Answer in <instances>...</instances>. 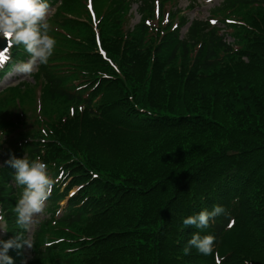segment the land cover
Returning <instances> with one entry per match:
<instances>
[{
  "label": "trees",
  "instance_id": "obj_1",
  "mask_svg": "<svg viewBox=\"0 0 264 264\" xmlns=\"http://www.w3.org/2000/svg\"><path fill=\"white\" fill-rule=\"evenodd\" d=\"M96 1L110 3L98 32L85 7L87 21L69 18L80 0H49L48 22L68 37L53 31L67 46L34 77L39 116L24 110L30 85L0 95L3 240L29 239L15 223L23 186L9 154L38 156L52 180L49 217L29 252L8 250L12 264H264V0L212 9L233 46L210 21L183 37L187 17L161 20L171 0ZM133 4L141 22L129 29ZM10 55L6 71L28 58L22 45ZM214 204L227 215L202 230L182 224ZM194 232L216 237L213 254L183 253Z\"/></svg>",
  "mask_w": 264,
  "mask_h": 264
},
{
  "label": "clouds",
  "instance_id": "obj_2",
  "mask_svg": "<svg viewBox=\"0 0 264 264\" xmlns=\"http://www.w3.org/2000/svg\"><path fill=\"white\" fill-rule=\"evenodd\" d=\"M49 0H0V38L7 41L8 47L13 44L22 45L28 54L26 61L15 65V71L29 74L36 65H45L52 55L56 40L49 35L47 15L49 13ZM7 48L0 51V66L8 59L5 56ZM5 132L0 130V144H3ZM15 172L13 180L17 186H23L19 199L13 211L15 223L19 229L27 231L35 214L42 212L45 202L51 194L52 180L47 175L48 165L38 156L29 158H16L9 154V159L4 161ZM227 215L223 205L214 204L210 210L202 209L198 213L182 219L184 226H193L196 229H205L209 221L217 216ZM4 222V213L0 211V223ZM234 223L230 220L228 227ZM213 234L199 235L192 233L187 240L183 253L187 255L190 249L195 248L203 255L213 254ZM31 247L30 242L19 234L15 238L0 240V264H12V258L7 255L10 248L19 249L23 246Z\"/></svg>",
  "mask_w": 264,
  "mask_h": 264
},
{
  "label": "rangeland",
  "instance_id": "obj_3",
  "mask_svg": "<svg viewBox=\"0 0 264 264\" xmlns=\"http://www.w3.org/2000/svg\"><path fill=\"white\" fill-rule=\"evenodd\" d=\"M218 3H219V0H177V1L171 0L170 2L166 3L164 12L160 13L161 20L170 21L172 12L178 11L181 13H185V15L188 17L190 21H196V20L207 21L210 19L211 9L217 6ZM57 5L54 8L49 9V13L47 15V21L57 16L55 14L57 10L56 8ZM109 5H110L109 2H106V4L104 3L103 5H100V4H97V1L95 2V0H80V3L75 5L73 11L67 14H71L73 16V17H69L70 19L75 17V18L80 19V21H82V19L87 21L88 18L85 14L86 13L85 8L87 9L88 13L91 9V12H94V14L98 17L101 13L109 9ZM190 5H193L194 8L191 9L189 7ZM137 10H138V5L134 4L133 6H131V9L128 15L129 17L127 19L128 21L127 26L129 27V29H133L136 25H138L140 21V16L138 15ZM60 16L62 15L60 14ZM177 16H180V15H177ZM154 22L156 23L157 19H154ZM48 24H49V35H51L56 40V45L51 55V56H54L56 52L61 51L62 49L61 47L67 46V43L62 42L61 37L55 35L53 31H56L62 34L63 36L68 37V35L66 31L59 29L57 25H55L54 23L48 22ZM70 33L72 37H74L75 34H77L78 36V33L73 34L71 31ZM182 34H185V29L182 31ZM5 56H7L6 53H5ZM37 68H38V65H36L33 68V71L31 73L21 74V73L16 72L15 67H14L13 72L10 74V76L5 77V79L2 82H0V95L1 96L6 94L11 87H15L20 83H26L27 85H30L32 87L31 88L30 86H28L31 91V99L33 101L26 100L25 101L26 105H24V110L28 118H35V116H39L38 110L42 109V107L39 105V99H38L40 96L38 92V85L34 81V77L37 74L36 73ZM9 111L11 112L12 116H14L15 112H18V113L20 112V110L17 109V106H10ZM2 116L5 118L6 114H2ZM32 122H33V119L30 120L29 124H31ZM30 128H33V126L30 125ZM45 218L46 216L43 213V210L42 212L34 215L33 221L29 227L30 235L34 232V230L36 229V226ZM4 226H5L4 223H0V240L4 236Z\"/></svg>",
  "mask_w": 264,
  "mask_h": 264
},
{
  "label": "water",
  "instance_id": "obj_4",
  "mask_svg": "<svg viewBox=\"0 0 264 264\" xmlns=\"http://www.w3.org/2000/svg\"><path fill=\"white\" fill-rule=\"evenodd\" d=\"M8 45H7V41L3 42V43H0V49L4 50L5 48H7Z\"/></svg>",
  "mask_w": 264,
  "mask_h": 264
},
{
  "label": "snow or ice",
  "instance_id": "obj_5",
  "mask_svg": "<svg viewBox=\"0 0 264 264\" xmlns=\"http://www.w3.org/2000/svg\"><path fill=\"white\" fill-rule=\"evenodd\" d=\"M212 23H215L214 21Z\"/></svg>",
  "mask_w": 264,
  "mask_h": 264
}]
</instances>
